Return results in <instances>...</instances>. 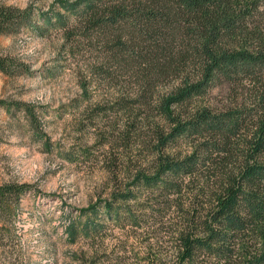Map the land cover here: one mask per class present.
Segmentation results:
<instances>
[{
	"label": "trees",
	"instance_id": "obj_1",
	"mask_svg": "<svg viewBox=\"0 0 264 264\" xmlns=\"http://www.w3.org/2000/svg\"><path fill=\"white\" fill-rule=\"evenodd\" d=\"M60 7L66 12L39 24L33 9L0 2V34L26 26L43 34L54 17L67 30L74 16L88 38L102 37L107 76L120 69L129 76L130 90L116 98L127 114L123 126L150 134L152 143V160L130 185L186 198L187 207L179 206L181 264L201 254L217 264H264V0H61ZM0 72L30 68L2 54ZM224 82L235 86L231 104L213 106L207 96ZM0 105L25 111L38 128L28 103ZM183 145L190 150L182 153ZM31 192L25 182L0 184V232L15 226ZM137 197L128 188L113 192L102 209H80L65 226L69 242L91 237L100 210L118 217L117 203Z\"/></svg>",
	"mask_w": 264,
	"mask_h": 264
},
{
	"label": "rangeland",
	"instance_id": "obj_2",
	"mask_svg": "<svg viewBox=\"0 0 264 264\" xmlns=\"http://www.w3.org/2000/svg\"><path fill=\"white\" fill-rule=\"evenodd\" d=\"M0 2L33 9L39 24L58 10L66 12L61 0ZM70 18L67 30L54 17L43 34L27 26L17 34H0V55L11 54L30 68L16 76L0 72V100L26 102L38 119L35 128L25 111L0 105V184L32 186L15 226L0 232V264H181L184 213L179 206L187 207L186 198L130 185L152 160L150 134L125 130L127 114L116 98L129 89L127 71L107 76L103 38H88L82 24ZM234 90L224 82L207 100L229 106ZM178 150L185 153L190 147ZM128 188L138 197L118 202V217L100 210L91 237L69 242L65 226L80 216V209L101 208L113 192ZM215 261L201 254L192 264Z\"/></svg>",
	"mask_w": 264,
	"mask_h": 264
}]
</instances>
